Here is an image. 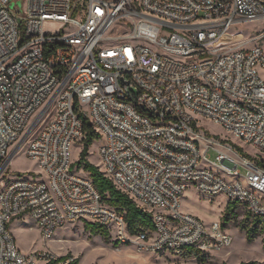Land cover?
I'll return each mask as SVG.
<instances>
[{
  "label": "built area",
  "instance_id": "2783aa9c",
  "mask_svg": "<svg viewBox=\"0 0 264 264\" xmlns=\"http://www.w3.org/2000/svg\"><path fill=\"white\" fill-rule=\"evenodd\" d=\"M260 20L264 0H0V264L73 261L50 248L21 252L10 223L25 214L45 242L84 220L139 250L195 259L233 237L180 211L188 187L264 218V48L223 42L233 26ZM52 105L25 146L45 178L6 180ZM84 117L103 139L100 170L152 214V229L131 235L125 214L74 166ZM209 120L255 157L208 132Z\"/></svg>",
  "mask_w": 264,
  "mask_h": 264
},
{
  "label": "rangeland",
  "instance_id": "374dc122",
  "mask_svg": "<svg viewBox=\"0 0 264 264\" xmlns=\"http://www.w3.org/2000/svg\"><path fill=\"white\" fill-rule=\"evenodd\" d=\"M26 7L28 1L25 2ZM120 27H116L112 32L120 31ZM264 30V21L246 22L233 26L225 38L224 43H230L238 40H247L248 45L259 43L264 48L263 39L259 33ZM264 78V72L261 71ZM55 106L49 109L43 120L37 125L33 133L27 139L25 144L12 157L6 172V180L15 179L18 176L32 177L43 179L46 176L45 171L39 167L36 160L31 159L25 153V146L29 140L42 129L44 121H47L54 110ZM86 110L89 107L86 106ZM36 118V117H35ZM34 118V119H35ZM33 123V122H32ZM29 124L28 129L32 125ZM205 129L216 135L220 141L232 143L235 148L240 147V153H245L255 157L257 151L235 140L226 134L223 129L212 121H204ZM103 139L94 141L88 151V161L102 167L100 157V146ZM18 143L10 147V154L14 151ZM84 149V143L75 141L71 148V160L78 161L81 158V152ZM259 155V154H258ZM260 160L264 161V157L259 155ZM211 159H215L212 153ZM241 171L244 173L246 168L241 165ZM80 172L89 176L83 169ZM229 204L224 195L211 197L197 191L193 186L188 187L183 196L180 206L182 213L192 214L199 217L207 225L213 222H221L233 237V244L222 251H218L210 258L195 259L192 255L177 257L173 254H160L149 250H139L138 245L132 241L126 243L114 238L108 232L106 236L92 232L86 229V221L79 220L67 222L61 228H58L52 237L45 242L41 237V230L31 216L28 214L15 217L10 223V229L13 233L17 247L25 254H33L50 248L59 256L72 257L77 259L78 264H239L241 262L255 261L256 264H264V233L258 232L252 241L247 239V229L257 226L261 229L256 218L249 213L246 207L235 204L233 211L226 212ZM168 213V210L164 211ZM228 213V220H224ZM231 252L227 259H224L226 253Z\"/></svg>",
  "mask_w": 264,
  "mask_h": 264
},
{
  "label": "trees",
  "instance_id": "16d2710c",
  "mask_svg": "<svg viewBox=\"0 0 264 264\" xmlns=\"http://www.w3.org/2000/svg\"><path fill=\"white\" fill-rule=\"evenodd\" d=\"M85 118V131L86 136L83 139L84 149L81 152V158L74 163V166L77 167L79 170L83 169L85 172L89 174V177L92 179L93 183L102 194L105 203L119 212L125 214V219L127 222L128 230L131 235H137L140 231L146 229H152L153 227V217L152 214L145 211L141 207H139L134 200H132L127 194L122 192L118 189L114 183L104 175V173L100 170L98 165H95L88 161V151L90 145L94 142L99 140L100 135L94 129L90 121L87 117ZM238 150L242 149L238 147ZM244 155H248L242 153ZM259 164L264 167V161H260ZM237 202L229 201V204L226 208V212L233 211ZM228 213H226L224 220H228ZM256 221L260 224L262 222L261 229L257 226H252L251 228L247 229V239L252 241L254 237L258 234V232L264 233V218L255 217ZM86 229L91 230L92 232L101 234L102 236H106L108 234V230L103 226L92 223L86 222L85 224ZM224 227V226H223ZM263 246H264V238H263ZM65 257V256H64ZM78 260H73L70 264H78ZM228 264V263H224ZM239 264H256L255 261L249 262H241Z\"/></svg>",
  "mask_w": 264,
  "mask_h": 264
},
{
  "label": "crops",
  "instance_id": "0c3cea01",
  "mask_svg": "<svg viewBox=\"0 0 264 264\" xmlns=\"http://www.w3.org/2000/svg\"><path fill=\"white\" fill-rule=\"evenodd\" d=\"M231 252L226 253V255L224 256V259H227V257L230 255Z\"/></svg>",
  "mask_w": 264,
  "mask_h": 264
},
{
  "label": "water",
  "instance_id": "95a60500",
  "mask_svg": "<svg viewBox=\"0 0 264 264\" xmlns=\"http://www.w3.org/2000/svg\"><path fill=\"white\" fill-rule=\"evenodd\" d=\"M23 141H24V139H23ZM23 141H21L20 145L22 144Z\"/></svg>",
  "mask_w": 264,
  "mask_h": 264
}]
</instances>
